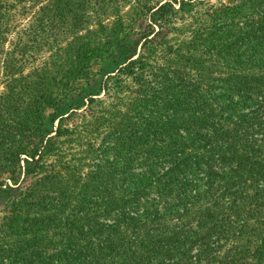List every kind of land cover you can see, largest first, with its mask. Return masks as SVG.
Returning <instances> with one entry per match:
<instances>
[{"label": "trees", "instance_id": "16d2710c", "mask_svg": "<svg viewBox=\"0 0 264 264\" xmlns=\"http://www.w3.org/2000/svg\"><path fill=\"white\" fill-rule=\"evenodd\" d=\"M119 1L0 0L3 58L16 3L34 33L97 19L0 95V264H264V0L99 20Z\"/></svg>", "mask_w": 264, "mask_h": 264}, {"label": "rangeland", "instance_id": "374dc122", "mask_svg": "<svg viewBox=\"0 0 264 264\" xmlns=\"http://www.w3.org/2000/svg\"><path fill=\"white\" fill-rule=\"evenodd\" d=\"M15 1V0H9ZM214 2L216 0H209ZM225 1V0H223ZM25 1L23 4H26ZM116 12L109 10L104 16H100L99 20H102L106 25H109L116 17L120 16L125 22H129L132 16V0L119 1ZM21 4L16 3L13 10V20L10 28L5 34V39L1 44L2 50H7L10 54L8 58H3V54L0 53V95L6 92V83L10 79H14L15 85H21L20 80L24 76H28L30 79L35 76H44L47 78H54L58 80L64 74L65 70L74 64L73 51L75 50V36H84L90 33V37H97L95 30L97 26L95 22L97 19L90 13L87 21L82 22L80 25L67 24L62 30H45L42 32H31L27 27L26 19L29 14H20L19 6ZM116 14V15H115ZM143 25V19L138 20L133 26L134 32L129 34L128 38L136 36ZM140 26V27H139ZM8 60L7 67H4L3 60ZM92 60L91 63H94ZM92 70H96V65L92 67ZM100 75H95L92 78V84L100 79ZM101 106L104 108H111L114 106V98L112 94L101 93ZM125 108L124 103L118 104V109L123 111ZM82 118H74L73 122H81ZM81 152L79 156L83 157ZM84 155V154H83ZM78 156V157H79ZM87 158V157H85ZM48 160H51L49 157Z\"/></svg>", "mask_w": 264, "mask_h": 264}]
</instances>
